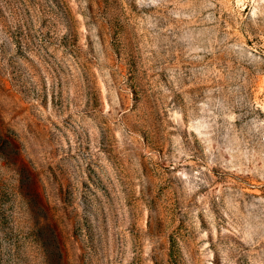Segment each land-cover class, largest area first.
<instances>
[{
	"label": "rangeland",
	"instance_id": "rangeland-1",
	"mask_svg": "<svg viewBox=\"0 0 264 264\" xmlns=\"http://www.w3.org/2000/svg\"><path fill=\"white\" fill-rule=\"evenodd\" d=\"M0 264H264V0H0Z\"/></svg>",
	"mask_w": 264,
	"mask_h": 264
}]
</instances>
